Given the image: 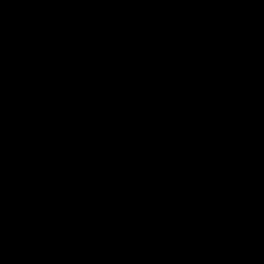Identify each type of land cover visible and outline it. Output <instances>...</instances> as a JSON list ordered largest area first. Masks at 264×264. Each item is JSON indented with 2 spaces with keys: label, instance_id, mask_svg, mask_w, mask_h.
Here are the masks:
<instances>
[{
  "label": "water",
  "instance_id": "95a60500",
  "mask_svg": "<svg viewBox=\"0 0 264 264\" xmlns=\"http://www.w3.org/2000/svg\"><path fill=\"white\" fill-rule=\"evenodd\" d=\"M0 264H264V0H0Z\"/></svg>",
  "mask_w": 264,
  "mask_h": 264
}]
</instances>
